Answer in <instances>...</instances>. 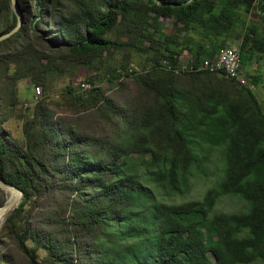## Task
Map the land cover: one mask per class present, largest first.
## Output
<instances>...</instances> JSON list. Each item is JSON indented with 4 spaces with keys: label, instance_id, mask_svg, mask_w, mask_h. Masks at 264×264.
I'll return each mask as SVG.
<instances>
[{
    "label": "trees",
    "instance_id": "trees-1",
    "mask_svg": "<svg viewBox=\"0 0 264 264\" xmlns=\"http://www.w3.org/2000/svg\"><path fill=\"white\" fill-rule=\"evenodd\" d=\"M17 1L22 26L0 43V178L23 198L5 223L18 258L1 255L0 264L264 263V111L254 91L219 70L163 66L180 70L189 50L198 69L231 42L243 63L257 61L264 0ZM255 12L260 20L248 22ZM160 19L174 20V35ZM17 24L12 0H0V36ZM120 50L148 56L151 67L131 81L139 97L119 104L95 87L58 116L46 96L54 80L98 70ZM23 80L44 97L24 117L21 142L5 126ZM201 145L222 150L223 179L202 200L168 203L184 195ZM143 153L149 161L128 160ZM145 176L164 192L148 224L131 212L150 194ZM223 196L248 211L212 216Z\"/></svg>",
    "mask_w": 264,
    "mask_h": 264
},
{
    "label": "rangeland",
    "instance_id": "rangeland-1",
    "mask_svg": "<svg viewBox=\"0 0 264 264\" xmlns=\"http://www.w3.org/2000/svg\"><path fill=\"white\" fill-rule=\"evenodd\" d=\"M260 16L255 12L249 19L248 22H258ZM161 30L168 35H174L176 30L173 19H160ZM112 39L114 35L110 36ZM240 43V42H238ZM105 62L100 64L98 70H90L86 68H80L76 70L73 76H61L57 77L50 90L47 92L49 101L54 105V111L60 115L71 116L70 108L75 107L76 96L79 94L86 96L89 91L81 92L79 85L82 82H88L91 84L92 89L97 87L101 88L106 95L115 99L119 104H123L127 97H139V90L132 85V79L136 76L135 73L139 70L149 69L151 64L148 62V56L143 54H137L136 52L127 51H113L107 56H104ZM194 59L193 53L189 50L185 51L179 56L180 64H189ZM126 67V69L124 68ZM124 68V69H123ZM244 73L255 83L256 89L254 93L264 111V55L257 61L243 63ZM165 70V69H164ZM125 75L120 80L115 79L113 75ZM129 75V76H126ZM219 79H224L221 76L215 75ZM229 77V76H227ZM227 81V80H226ZM124 83V84H122ZM122 84V85H121ZM19 99L20 103L8 112V122L5 126L13 136L23 142L24 137L22 133V125L24 117L30 113V108H33L43 97L42 95L38 102L34 101L35 88L30 85L28 80H23L19 83ZM68 88L73 89L72 93H68ZM70 107V108H69ZM65 109L70 113H62ZM97 136L109 135L113 137L112 133L101 132L100 130L92 131ZM113 140L115 138H112ZM195 153L199 160V166L191 169L188 175V187L184 188V195L167 197L166 201L173 204H181L191 201L202 200L205 194L216 187L224 177V161L222 156V150L210 149L208 145H201L196 148ZM151 155L148 153L143 154H130L128 160L132 163L142 164L145 161H149ZM143 185L150 190V194L141 199L134 207L131 212L138 216L140 222L148 224L150 218L148 213L150 207L154 204L156 195L164 193L161 191L151 179L146 176L142 178ZM8 194L0 189V200L7 201ZM249 204L234 196H223L215 205L211 215H217L220 213H243L248 211ZM13 213V212H12ZM11 213V214H12ZM10 214V215H11ZM9 215V216H10ZM8 216V217H9ZM5 223L0 225V256L5 254H14L16 258L18 255L14 251V243L6 237L7 231L5 229ZM144 227L143 225H141ZM149 243V242H148ZM45 252L41 251V258L44 257ZM253 264H264L262 261H258Z\"/></svg>",
    "mask_w": 264,
    "mask_h": 264
},
{
    "label": "built area",
    "instance_id": "built-area-1",
    "mask_svg": "<svg viewBox=\"0 0 264 264\" xmlns=\"http://www.w3.org/2000/svg\"><path fill=\"white\" fill-rule=\"evenodd\" d=\"M180 68L195 69V60L193 59L189 64H179ZM164 68L167 70H173L168 62H164ZM209 67L210 69H217L224 72V74H230L231 78L240 81L243 87L249 88L252 91L256 89L255 84L251 79L244 73L243 60L241 56L240 43L231 42L230 44L223 47L213 58L205 59L200 64V67ZM80 91L86 92L92 89V86L88 82H82L80 85ZM42 95V89L40 87L35 88L34 101L38 102Z\"/></svg>",
    "mask_w": 264,
    "mask_h": 264
},
{
    "label": "water",
    "instance_id": "water-1",
    "mask_svg": "<svg viewBox=\"0 0 264 264\" xmlns=\"http://www.w3.org/2000/svg\"><path fill=\"white\" fill-rule=\"evenodd\" d=\"M12 7L14 9V11L16 12L17 14V17H18V24L17 26L12 30L10 31L9 33H6L2 36H0V43L9 39L12 35H14L15 33H17L20 29V27L22 26V16H21V13L19 11V7H18V1L17 0H12ZM0 189L4 192L7 193V191H14L16 192L17 194H20V202L17 204V206L8 214V216L19 206V204L21 203V200L23 198V192H21L17 187L13 186V185H10V184H7L5 182H3L0 178ZM8 207V204H7V201L6 203L0 207V213L5 211ZM8 216L6 217V219L8 218ZM6 219L4 222H6Z\"/></svg>",
    "mask_w": 264,
    "mask_h": 264
},
{
    "label": "bare ground",
    "instance_id": "bare-ground-1",
    "mask_svg": "<svg viewBox=\"0 0 264 264\" xmlns=\"http://www.w3.org/2000/svg\"><path fill=\"white\" fill-rule=\"evenodd\" d=\"M198 70H217V69H210L209 67H201V68H195V69H189V68H180V70H176V72L179 71H188V72H194V71H198ZM226 76L231 77L230 74H226ZM8 194V198H7V204L8 207L5 211L0 213V225H2L6 219V217L8 216V214L17 206V204L20 202V194H17L14 191H7ZM7 220V219H6Z\"/></svg>",
    "mask_w": 264,
    "mask_h": 264
}]
</instances>
